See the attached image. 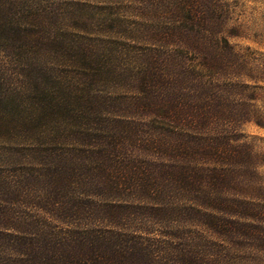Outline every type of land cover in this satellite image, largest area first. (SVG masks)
<instances>
[{"label": "trees", "instance_id": "trees-1", "mask_svg": "<svg viewBox=\"0 0 264 264\" xmlns=\"http://www.w3.org/2000/svg\"><path fill=\"white\" fill-rule=\"evenodd\" d=\"M135 1L146 8L159 6L158 0ZM212 1H204L203 11H198L195 1H184L173 10L180 20L175 23H185L180 32L176 26L168 38L157 42L156 34H151L143 43L146 53L134 60L132 86L139 97L125 106L129 110L123 132L109 135L106 143L99 136L105 129H96L106 121L96 117V99L78 89L81 94L72 99L67 95L63 103L40 90L43 71H53L43 62L52 43L37 40L33 33L18 36L9 23L16 20L20 0H0L1 46L12 58L27 63V87L38 83L35 93L12 95L0 82V131L10 122L22 131L25 118H34V128L42 119L55 125L64 122L63 128L55 126L62 140L48 136L47 144L27 137L17 143L8 132L0 136V150L33 156L40 154L35 150L49 149L44 161L35 164L43 165V170L31 169L36 175L30 180L22 181L12 171L0 176V264H157L153 228L163 219L189 222L195 216L198 225L191 226L201 223L217 235L221 229L234 232L236 227H250L240 224L241 219L262 221V206L248 200L262 195L257 169L264 160L259 157V163L258 156L246 145L233 143L232 136L234 129L252 121L249 104L259 100L246 94V85L231 80L230 66L237 63L236 79H255L245 75L247 63L226 39L196 31L202 23L225 22V12L217 11ZM36 20L32 26L40 23ZM218 26L210 27V34ZM179 33L181 41L171 40ZM188 34L207 38H188ZM181 49L187 52L182 54ZM190 54L200 58L188 73ZM83 58L81 51L78 70ZM30 96L34 108L28 110L33 114H26L17 104ZM4 100L12 105L7 107ZM40 100L47 102L37 112ZM99 108L103 112L102 105ZM68 113L70 122L79 125V134L65 139L72 134ZM253 121L264 126L257 118ZM80 160L90 163L79 172L85 166ZM187 259L196 264L195 259Z\"/></svg>", "mask_w": 264, "mask_h": 264}, {"label": "rangeland", "instance_id": "rangeland-1", "mask_svg": "<svg viewBox=\"0 0 264 264\" xmlns=\"http://www.w3.org/2000/svg\"><path fill=\"white\" fill-rule=\"evenodd\" d=\"M158 1L159 6L152 9L144 7L135 0H20L14 11L16 20L14 23H9L20 37L33 33L38 36L36 39L39 41L49 39V44L51 41V50L45 54L43 62L49 64L45 69L53 68V71H43L45 76L42 77L40 90L45 91L48 96L51 93L63 103H65L63 100L65 96L69 95L72 99L76 94H81L78 89L83 94L85 92V96L96 99V103H99L96 117L106 120L96 129H105L106 133H101L99 136H104L106 143L109 142V135L123 132L126 126L125 120L128 119L125 113L129 110L125 106L129 105L133 98L139 97L133 93L137 88H132V86H134L133 81L136 77L134 60L146 53L143 43L151 34H156L155 41L157 42L168 38L166 36L168 32L169 34L174 32L176 26L178 27L177 32H180L182 24H185L175 23L180 20L173 10L178 5L182 6L187 0ZM189 1H195L198 4V11H203L206 5L205 0ZM212 3L217 11L225 12V22L222 24L202 23L196 31L207 33L211 38L226 39L234 48V53L241 56V60L247 63L245 75L255 79L253 81L247 78L236 79L237 63L230 66L228 73L233 74L231 80L240 81L246 85V94H253L259 100L249 104L253 112L251 113L252 121L233 130L232 136L235 141L233 143L246 145L253 156H258V162L261 163V160H264V126L258 127L253 120L257 118L264 125V0H213ZM141 11L147 17V22L142 18ZM22 12L24 16H21ZM27 13L29 14L26 15ZM31 17L35 20L38 18L36 21L40 23L32 26L35 20L31 21ZM215 24L219 26L213 35L210 34L209 28ZM201 28L206 31L200 30ZM187 36L198 40L207 38L198 34ZM181 38L182 35L179 33L171 40L179 42ZM39 46L42 48L43 45ZM174 50V46L169 48L171 53ZM181 50L182 54L187 52L184 49ZM81 51L84 54L83 66L78 70V67L82 65L79 60ZM199 58L200 56L193 54L187 58L188 73L191 68L195 67L196 60ZM26 64L20 58H12L9 50L2 47L0 43V82L5 83V93L10 91L12 95H16L27 93L26 90L36 92L38 83L34 81L29 87L26 85L25 76L27 74L24 73ZM123 70L127 71L126 76H122ZM125 77H127L126 80H124ZM1 90L2 87H0V92ZM32 100L33 96H30L23 102H19L17 106L21 111H26V114L28 112L33 114L32 110H28L34 108ZM4 101L7 107L12 105L8 100ZM46 102L40 100L35 105L37 112H40L39 109ZM101 105L103 112L99 108ZM102 113H106L105 118ZM65 117L72 133L65 139L71 136L77 137L79 125L70 122V113L65 114ZM25 119L26 124L22 131L10 122L0 131V136L8 132L15 137L14 140L17 143L27 137L39 140L40 145L48 143V136L57 141L62 140L55 126L63 128L64 122L55 125L52 120L42 119L34 128V118ZM112 130L117 131L114 133ZM65 133L64 131V135ZM14 149L15 151L21 150L20 148ZM48 150L40 148L33 151V153L40 154L33 156L26 151L14 153L7 149L6 151L0 150V172H5L0 176H8L10 175L8 172L12 171L16 177L20 176L22 181L30 180L37 171L43 170V165L35 164L44 161ZM80 161L85 163L83 164L85 166H80L79 172L87 168L90 163ZM259 165L257 174L260 177L262 195L248 201L262 206L264 210V165ZM31 169L36 172L31 174ZM238 222L242 225H250V227H238V229L236 227L234 232L221 229V234L217 235L201 223L199 225L201 228L191 226L198 225L195 216L189 222L184 219L173 222L163 219L153 228V234L158 241L153 247L157 255L154 254L155 262L157 264H180L184 259V264H191L187 258H192L195 259L196 264H201L203 261L207 264H264V216L260 222L242 219Z\"/></svg>", "mask_w": 264, "mask_h": 264}]
</instances>
